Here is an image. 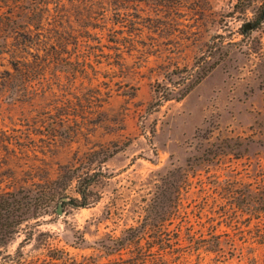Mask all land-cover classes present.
<instances>
[{
	"label": "rangeland",
	"instance_id": "1",
	"mask_svg": "<svg viewBox=\"0 0 264 264\" xmlns=\"http://www.w3.org/2000/svg\"><path fill=\"white\" fill-rule=\"evenodd\" d=\"M263 11L0 0V197L37 198L0 264H264Z\"/></svg>",
	"mask_w": 264,
	"mask_h": 264
},
{
	"label": "trees",
	"instance_id": "2",
	"mask_svg": "<svg viewBox=\"0 0 264 264\" xmlns=\"http://www.w3.org/2000/svg\"><path fill=\"white\" fill-rule=\"evenodd\" d=\"M264 16V11L262 12ZM199 80V77H196L190 83L185 86L184 92H187L194 84H196ZM159 98V102L161 100L170 99V94L165 93L161 95ZM94 181L92 176H89L84 181L83 187H78V193L80 194V198H70L71 202L75 206L85 207L88 203V188L90 184ZM56 195L54 193H44L40 196L41 202L44 204L45 209H47ZM36 197H32L30 194L24 195L20 193H9L0 197V245H2L7 238L10 237L11 233L15 232V229L25 220L29 219L31 214H35V202ZM261 234V233H260ZM264 236V233H263ZM126 240L130 239H117L113 244H117V246H123ZM264 240V237H262ZM214 244V243H213ZM214 248L213 245H206L205 249L210 250ZM63 253V251H61Z\"/></svg>",
	"mask_w": 264,
	"mask_h": 264
}]
</instances>
